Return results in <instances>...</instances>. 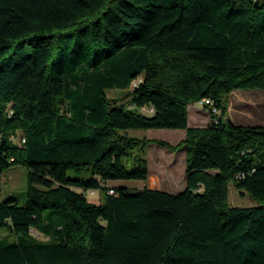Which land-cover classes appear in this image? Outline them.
I'll return each instance as SVG.
<instances>
[{"label": "trees", "instance_id": "trees-1", "mask_svg": "<svg viewBox=\"0 0 264 264\" xmlns=\"http://www.w3.org/2000/svg\"><path fill=\"white\" fill-rule=\"evenodd\" d=\"M238 89L264 91V0H0V177H26L24 205L0 190V264H264V126L226 117ZM149 129L185 135L128 133ZM150 144L184 148L182 191L114 184L147 181Z\"/></svg>", "mask_w": 264, "mask_h": 264}, {"label": "rangeland", "instance_id": "rangeland-1", "mask_svg": "<svg viewBox=\"0 0 264 264\" xmlns=\"http://www.w3.org/2000/svg\"><path fill=\"white\" fill-rule=\"evenodd\" d=\"M126 92L108 91L111 98L120 97L121 102L127 100ZM228 103L226 117L234 124L249 126H264V91L259 89H238L226 96ZM147 114V113H145ZM210 119V113L199 105L188 107V125L204 127ZM174 129H149L146 131H129V135L148 140L164 141L171 146H178L184 134ZM148 167V179L142 181H117L115 185L140 189L144 185L157 190L178 193L185 188V151L184 148L167 150L166 148L150 144L145 149ZM73 171L68 172L74 177ZM26 177L25 169L21 166H11L5 175L0 177L1 199L9 197L16 199L19 205H24ZM86 197L93 203H99L100 192L88 191ZM228 202L231 206H254L253 201L245 192H240L230 186ZM12 237L9 231L0 228V237Z\"/></svg>", "mask_w": 264, "mask_h": 264}, {"label": "built area", "instance_id": "built-area-1", "mask_svg": "<svg viewBox=\"0 0 264 264\" xmlns=\"http://www.w3.org/2000/svg\"><path fill=\"white\" fill-rule=\"evenodd\" d=\"M209 104H210V102L208 99H202V100L195 103V105H199L201 107H204V106L209 105ZM212 113H214V110ZM109 193H112V191L110 190Z\"/></svg>", "mask_w": 264, "mask_h": 264}, {"label": "crops", "instance_id": "crops-1", "mask_svg": "<svg viewBox=\"0 0 264 264\" xmlns=\"http://www.w3.org/2000/svg\"><path fill=\"white\" fill-rule=\"evenodd\" d=\"M230 120V119H229ZM231 121V120H230ZM232 122V121H231ZM182 132H180V133H182V134H184L185 135V131H183V130H181ZM149 188V187H148ZM149 189H151V188H149Z\"/></svg>", "mask_w": 264, "mask_h": 264}]
</instances>
